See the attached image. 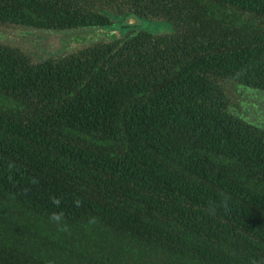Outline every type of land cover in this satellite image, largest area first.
<instances>
[{"label":"trees","instance_id":"obj_1","mask_svg":"<svg viewBox=\"0 0 264 264\" xmlns=\"http://www.w3.org/2000/svg\"><path fill=\"white\" fill-rule=\"evenodd\" d=\"M17 26L127 31L0 39V264H264V127L227 89L264 91V0H0Z\"/></svg>","mask_w":264,"mask_h":264},{"label":"rangeland","instance_id":"obj_2","mask_svg":"<svg viewBox=\"0 0 264 264\" xmlns=\"http://www.w3.org/2000/svg\"><path fill=\"white\" fill-rule=\"evenodd\" d=\"M132 22L133 25L139 24L136 30L147 28L154 31H168L171 28L167 24L161 22L156 23L155 21L141 22L134 20ZM81 31L84 32L81 33V36H78L76 32L67 31L62 34L54 32L53 35H50L44 33V31L26 30L22 26L4 27L0 28V39L20 46L38 58V55L65 54L71 52L72 47H80L84 43L92 42V40L111 36L108 34L100 38H95L94 35L99 36L102 32L91 29H81ZM56 38L59 39L56 41ZM227 89L231 98L232 110L247 120L264 127V91L252 89L236 82L228 84Z\"/></svg>","mask_w":264,"mask_h":264},{"label":"flooded vegetation","instance_id":"obj_3","mask_svg":"<svg viewBox=\"0 0 264 264\" xmlns=\"http://www.w3.org/2000/svg\"><path fill=\"white\" fill-rule=\"evenodd\" d=\"M134 15H131V16H129L128 18H127V23L130 25V26H132V28L134 29V30H136V27L139 25H133L132 23L133 22H130L131 20H130V18L131 17H133ZM141 21V22H146L145 20H140L139 18L137 19V21ZM157 19H155V22L156 23H159V22H161V21H156ZM134 21V20H133ZM149 21H152V20H149ZM140 22V23H141ZM161 23H164V22H161ZM165 24V23H164ZM91 30H99V31H101V32H105V31H110V30H108V28H101V27H97V28H95V29H91ZM112 31H114L115 33H119V34H122V32H126L127 30H119V28H115V29H113ZM66 32V31H65ZM67 32H73V31H67ZM77 33L78 34V36L80 35L81 36V33H84V32H82L81 31V29H79L78 31H74V33ZM44 33H46V34H50V35H53V33H54V31H44ZM57 33H60V34H62V33H64V31L63 32H57ZM76 35V34H75ZM85 35V34H84ZM57 37V36H56ZM59 39V38H58ZM57 38H56V41L58 40ZM86 43H84V45H85ZM84 45H82V46H84ZM82 46H80V47H82ZM80 47H72L71 48V50L72 51H75V50H77L78 48H80ZM71 51V52H72ZM68 53H70V52H68ZM53 55H56V54H53Z\"/></svg>","mask_w":264,"mask_h":264},{"label":"water","instance_id":"obj_4","mask_svg":"<svg viewBox=\"0 0 264 264\" xmlns=\"http://www.w3.org/2000/svg\"><path fill=\"white\" fill-rule=\"evenodd\" d=\"M137 19H138V17L136 15H134L133 17L130 18V20H131L130 22H132L133 20L137 21ZM108 34L112 36L113 35V31L102 32V33H100L99 36H95L94 35V37L95 38H100V37L106 36Z\"/></svg>","mask_w":264,"mask_h":264},{"label":"clouds","instance_id":"obj_5","mask_svg":"<svg viewBox=\"0 0 264 264\" xmlns=\"http://www.w3.org/2000/svg\"><path fill=\"white\" fill-rule=\"evenodd\" d=\"M54 202L57 203V204L59 203L58 200H56V201H54ZM77 203H79V202H77ZM59 218H60V217H59L58 215H56V214L53 215V219H54V220H59Z\"/></svg>","mask_w":264,"mask_h":264}]
</instances>
